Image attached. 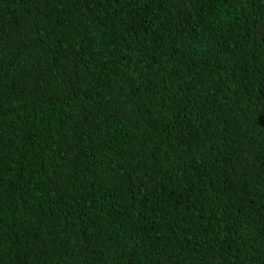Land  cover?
Segmentation results:
<instances>
[{"label":"trees","instance_id":"1","mask_svg":"<svg viewBox=\"0 0 264 264\" xmlns=\"http://www.w3.org/2000/svg\"><path fill=\"white\" fill-rule=\"evenodd\" d=\"M0 264H264V0H0Z\"/></svg>","mask_w":264,"mask_h":264}]
</instances>
